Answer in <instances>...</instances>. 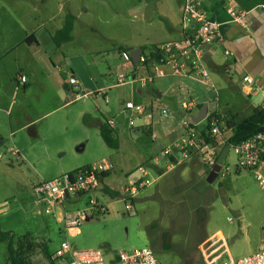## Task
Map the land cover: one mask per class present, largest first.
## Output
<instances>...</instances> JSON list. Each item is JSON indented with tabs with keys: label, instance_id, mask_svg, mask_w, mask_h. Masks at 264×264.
Segmentation results:
<instances>
[{
	"label": "rangeland",
	"instance_id": "rangeland-1",
	"mask_svg": "<svg viewBox=\"0 0 264 264\" xmlns=\"http://www.w3.org/2000/svg\"><path fill=\"white\" fill-rule=\"evenodd\" d=\"M53 7L51 0L45 3L0 0L2 230L12 233L16 242L32 233L36 241L48 245L53 255L67 239L66 233L54 218L39 214L33 205L34 186L54 179L62 171H75L109 159L115 169L108 182L118 188L125 184V188L115 199L103 189L98 193L101 202L108 205V212L85 222L79 233L69 239L75 249H100L112 257L120 251L147 247L154 251L161 264H216L228 256L237 259L255 252L264 240L259 229L264 219V191L248 172L240 174L232 169L227 176L220 172L210 183L209 174L214 165L202 159V163L208 165V175L202 168L204 176L198 182H191L180 172L183 166L157 181L159 174L151 171L153 184L139 193L131 210L126 207L123 192L138 176L129 179V175L137 174L138 167H144L148 158L158 156L163 161V153L143 134L142 122L138 119L132 137L127 128L122 131V149L117 151L105 144L93 120L88 126L84 117L78 118L79 105L83 102L62 108L65 104L59 88L64 76L59 69L62 51L56 49L49 55L51 51L46 45L38 55L36 50L22 44L35 25V13L44 19ZM109 54L101 55L103 69L106 71L116 65L120 73L128 75L131 69L121 67L126 60H121L117 52ZM40 56H44V60L52 58L54 62V65L51 61L45 63L54 89L45 88L48 80L36 64ZM20 70L31 71L36 78V84L33 83L28 92L15 79ZM96 117L103 120L101 113ZM177 128L180 130L181 124ZM204 158L207 159L205 155ZM215 158L213 156L214 164ZM234 158L231 154L232 163ZM160 171L166 172L167 167ZM222 254L224 257H220ZM8 258L7 243L0 242V264H8ZM33 260V264H47L41 255Z\"/></svg>",
	"mask_w": 264,
	"mask_h": 264
},
{
	"label": "crops",
	"instance_id": "crops-1",
	"mask_svg": "<svg viewBox=\"0 0 264 264\" xmlns=\"http://www.w3.org/2000/svg\"><path fill=\"white\" fill-rule=\"evenodd\" d=\"M40 1L45 3L50 0ZM200 1L208 17L217 19L221 23L220 32L224 42L209 48L205 62L218 90L219 103L225 114L229 115L227 125L231 118L234 123L233 128L224 129L223 137L218 139L213 152L216 156L215 160L219 161L222 169L230 166L236 173L241 174L243 171L235 170V162L231 161V154H233L231 146L264 129V118L255 112L258 107L264 105V13L261 10L264 0ZM51 2L54 5L53 10H50L49 14L48 11L44 19L38 12L35 13V25L22 44L30 50H36L38 55L46 45L51 51L49 55L56 49L62 51V60L59 62L60 72L64 75L59 86L65 99L62 108H70L76 103L83 102L79 105L78 118L82 119L84 115H89L99 133L102 122H112L111 127L118 132L121 140V148L118 150L120 151L123 140L122 131L127 128L131 135L132 130H135L134 132L137 130L129 125L131 116L126 112L127 106L130 103L149 102L152 105L151 110L154 111L152 119L146 117L136 119L142 122V132L151 138L154 148L157 147L163 153V161L158 156L148 158L144 166L149 173L152 171L159 174L155 181L168 172L177 170L178 167L182 169V166L184 169L180 172L189 177L191 182L201 180L204 176L202 168L207 170L208 175V165L202 163L206 160L204 155L180 165H171L164 156V151L167 149L179 150L186 134L183 121L193 120L200 112L201 106L208 104L209 107L215 97L214 92L203 79L196 74L174 76L169 69H165V74L162 75L161 68L159 69L155 64H144L133 74V64L125 61L121 67L131 69L128 74L130 81L125 85H118L117 77L111 71L113 68L119 70L120 68L113 65L105 71L100 61L102 54L111 52H117L122 60V54L118 52L120 48L127 49L130 53L137 48L161 47L182 41L185 0H51ZM231 9L249 13L245 26L232 21L229 13ZM69 13L76 18L72 34L73 41L57 47L53 42V35L63 28ZM27 38H30L31 45L26 43ZM225 51H229L230 55H225ZM44 56L38 57L36 64L48 80L45 88L48 90L53 87L54 89L52 86L54 82L49 81L52 75L46 65L48 61H51L53 65L54 62L52 58L44 60ZM21 72L28 77L25 89L28 92L33 88V83L36 84V78L31 71L25 73L20 70L18 73ZM70 74L79 82L76 87L67 84ZM132 77L135 79L133 80ZM146 77H151L152 83H143L142 79ZM244 77H251L254 83L244 82ZM96 92L106 94L109 102L106 103L100 97L92 96V93ZM73 93L87 96L73 101L71 99ZM190 102L198 105V109L186 114L184 106ZM89 106L92 107L89 108ZM3 107L7 108V106ZM162 109L168 111V118H162ZM98 113H101L103 120L96 117ZM177 124H181L180 130ZM210 163L215 165L213 161ZM164 166L167 167V171L163 173L160 169ZM69 172L71 171H62L55 178ZM111 175L112 172H109L105 176L104 186L122 193L125 184L119 188L112 186L108 182ZM136 175L138 173L130 174L129 179ZM77 233H79L78 230ZM77 233L74 231L75 235Z\"/></svg>",
	"mask_w": 264,
	"mask_h": 264
},
{
	"label": "built area",
	"instance_id": "built-area-1",
	"mask_svg": "<svg viewBox=\"0 0 264 264\" xmlns=\"http://www.w3.org/2000/svg\"><path fill=\"white\" fill-rule=\"evenodd\" d=\"M261 10L264 13V5L261 6ZM229 13L234 23L242 26L247 24L249 19L247 11L231 9ZM220 26V21L208 17L200 0H185L182 21L183 40L159 47L158 63H152L159 69L161 68L162 75L165 74V69H169L171 75L174 76L199 75L215 94L208 107L205 120L209 125L210 143L202 139L198 125L192 119L184 120L183 127L186 134L179 150L167 149L164 151V156L167 157L171 165L184 164L190 162L194 157L202 155L206 156L207 161H213L214 148L217 146L218 139L223 137L224 129L227 128L228 117L219 103L218 90L205 62L209 48L214 44L224 42ZM225 55L229 56V51H225ZM122 57L129 64H133L129 52L122 53ZM149 60H151L150 51H144L141 63H146ZM111 72L116 75L118 85H125L130 81L128 75L120 73L117 68H113ZM15 79L22 87L27 86L28 77L24 73H18ZM142 82L152 83L151 77L143 78ZM244 82L252 84L254 80L251 77H244ZM78 83V80L70 74L67 84L76 87ZM86 96L73 93L72 100L78 101ZM92 96L100 97L106 103L109 102L107 95L103 92L92 93ZM151 106L149 102L130 103L126 109V112L131 116L129 125L134 127L136 118L152 119L154 111L151 110ZM184 109L185 113L189 114L198 109V105L190 102L184 106ZM161 116L168 118V111L162 109ZM109 124L112 126L113 123ZM231 151L235 156V170L250 173L264 191V129L252 137L232 145ZM112 169V161L105 159L95 165L82 167L55 179L42 181L34 187L33 205L39 210V214L50 216L62 225V230L67 237L51 255L52 260L63 261L65 264H161L151 248L120 251L112 257H108L100 249H75L69 241L71 237L75 236L72 231H80L85 222L108 212L105 203H102L98 198V193H101L104 178ZM231 170V167L227 166L222 169L221 173L227 176ZM137 173L136 181L123 192V200L130 210L133 208L132 202L139 193L153 184L150 173L145 167H140ZM229 220L232 221L231 218ZM260 231L264 235V221L260 226ZM220 257H224L223 254ZM216 264H264V240L254 253L237 259L228 256L226 260L221 259Z\"/></svg>",
	"mask_w": 264,
	"mask_h": 264
},
{
	"label": "trees",
	"instance_id": "trees-1",
	"mask_svg": "<svg viewBox=\"0 0 264 264\" xmlns=\"http://www.w3.org/2000/svg\"><path fill=\"white\" fill-rule=\"evenodd\" d=\"M75 20L76 18L74 15H72L71 13L67 14L63 28L58 30L53 35V42L57 47H61L62 45L73 41L72 34L74 30ZM26 43L29 45L32 44L30 42V38L26 39ZM159 47L160 46L143 48L144 51H150L151 60L147 61L146 63L142 62L141 66H143L144 64L158 63V58L160 56ZM127 51L128 50L124 48H120L118 50L120 54ZM133 68H134L133 71L134 74L135 71L138 69V66L133 64ZM24 89H26V87ZM255 112L259 114L262 118H264V105L258 107ZM227 117H229V115ZM84 122L88 126L92 125V119L89 117V115L84 116ZM197 127L201 133L202 139L205 142L210 143L211 136L209 135V125L207 124V121L199 124ZM227 127L228 128L234 127L232 118L229 120ZM100 135L103 141L105 142V144L110 149L118 151L121 148V140L119 138L118 132L113 127H111L108 121L101 123ZM216 164H219V161L217 159L215 161V165ZM103 192L114 199L121 196V193L119 191H115L108 186H104ZM0 242L7 243V250L9 254L8 264H33L34 263L33 259L36 255H41L42 259L47 264H54L53 262L54 260H52V256L49 252L48 245L44 242L36 241L32 233H28L24 235L23 237L19 238L18 241L16 242L14 240L13 234L4 232L0 224Z\"/></svg>",
	"mask_w": 264,
	"mask_h": 264
},
{
	"label": "water",
	"instance_id": "water-1",
	"mask_svg": "<svg viewBox=\"0 0 264 264\" xmlns=\"http://www.w3.org/2000/svg\"><path fill=\"white\" fill-rule=\"evenodd\" d=\"M144 54V50L142 48H137L133 51L130 52V57L132 60V63L135 64L136 66L140 67L141 66V57ZM134 80L135 77H132ZM207 112H208V104H204L198 113V115L193 118V121L195 124L199 125L203 122H205L206 117H207ZM222 171V166L219 164L214 165L212 171L209 174V179L208 181L210 183H213L219 176L220 172Z\"/></svg>",
	"mask_w": 264,
	"mask_h": 264
},
{
	"label": "bare ground",
	"instance_id": "bare-ground-1",
	"mask_svg": "<svg viewBox=\"0 0 264 264\" xmlns=\"http://www.w3.org/2000/svg\"><path fill=\"white\" fill-rule=\"evenodd\" d=\"M74 231H75V233H77V230H74ZM74 231H72V234H73V235H75V234H74Z\"/></svg>",
	"mask_w": 264,
	"mask_h": 264
}]
</instances>
